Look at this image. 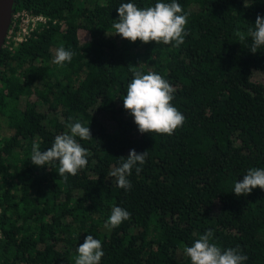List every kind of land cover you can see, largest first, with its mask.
<instances>
[{
    "label": "trees",
    "instance_id": "16d2710c",
    "mask_svg": "<svg viewBox=\"0 0 264 264\" xmlns=\"http://www.w3.org/2000/svg\"><path fill=\"white\" fill-rule=\"evenodd\" d=\"M129 2L158 0L12 2L47 22L0 49V264H74L87 235L102 242L100 264H191L184 249L208 230L245 264H264V190L232 193L264 168V80L251 79L264 78V47L252 54L247 35L264 0H177L188 14L178 47L115 35ZM60 45L75 53L62 68ZM129 65L175 88L185 123L172 135L141 134L124 109ZM77 120L90 127L92 140L77 138L90 156L65 182L58 163L32 164V145L47 150ZM132 149L148 157L126 191L109 173ZM113 207L131 218L108 228Z\"/></svg>",
    "mask_w": 264,
    "mask_h": 264
},
{
    "label": "clouds",
    "instance_id": "9594fccd",
    "mask_svg": "<svg viewBox=\"0 0 264 264\" xmlns=\"http://www.w3.org/2000/svg\"><path fill=\"white\" fill-rule=\"evenodd\" d=\"M118 20H113L114 34L130 42H149L172 44L178 47L184 43L188 14L177 0L164 2L158 0L154 6L138 7L135 3H122L117 8ZM241 41L245 34L237 33ZM251 37L250 52L255 54L264 47V17L257 15L254 30L249 29ZM75 53L60 45L56 51L53 63L64 67L70 63ZM141 65V64H140ZM133 79L127 86L123 98V107L134 118L138 131L172 135L176 129L185 123V116L173 105L175 88L160 74L149 71L147 74L129 65ZM70 121L72 118H69ZM69 131L55 136L47 150L41 151L38 144L32 145L30 160L35 166H45L58 163V175L67 181V175L75 176L88 164L90 152L81 146L79 140H92L89 126L80 120L67 125ZM148 150L137 153L129 151L127 158L121 157L120 166L115 167L109 176L115 178L117 187L130 190L132 185L128 177L133 169L139 174L146 163ZM139 165V166H137ZM264 190V168H250L241 181H236L234 191L237 197L250 194L253 189ZM131 218L124 208L113 207L106 227L116 228L122 222ZM213 232L205 231L192 244L185 247L184 252L190 258L191 264H245L248 257L239 246L222 249L212 242ZM74 264H100L104 251L102 242L92 235H87L84 242L76 248Z\"/></svg>",
    "mask_w": 264,
    "mask_h": 264
},
{
    "label": "built area",
    "instance_id": "2783aa9c",
    "mask_svg": "<svg viewBox=\"0 0 264 264\" xmlns=\"http://www.w3.org/2000/svg\"><path fill=\"white\" fill-rule=\"evenodd\" d=\"M46 22L47 18L44 16L32 15L25 10L12 13L2 46L25 40L34 29L46 25Z\"/></svg>",
    "mask_w": 264,
    "mask_h": 264
},
{
    "label": "water",
    "instance_id": "95a60500",
    "mask_svg": "<svg viewBox=\"0 0 264 264\" xmlns=\"http://www.w3.org/2000/svg\"><path fill=\"white\" fill-rule=\"evenodd\" d=\"M12 2L13 0H9L8 1V5H7V10H6V14H5V18L3 21V14H2V10L1 8L4 6V4H2V0H0V49L2 47L3 44V40H4V36H5V32L8 28L10 19H11V15H12ZM2 19V20H1Z\"/></svg>",
    "mask_w": 264,
    "mask_h": 264
},
{
    "label": "rangeland",
    "instance_id": "374dc122",
    "mask_svg": "<svg viewBox=\"0 0 264 264\" xmlns=\"http://www.w3.org/2000/svg\"><path fill=\"white\" fill-rule=\"evenodd\" d=\"M251 79L253 80H264V78L257 71H252Z\"/></svg>",
    "mask_w": 264,
    "mask_h": 264
},
{
    "label": "bare ground",
    "instance_id": "6f19581e",
    "mask_svg": "<svg viewBox=\"0 0 264 264\" xmlns=\"http://www.w3.org/2000/svg\"><path fill=\"white\" fill-rule=\"evenodd\" d=\"M8 1L9 0H2V4H4V6L1 8L2 10V14H3V21H4V18H5V14H6V10H7V5H8ZM2 20V19H1Z\"/></svg>",
    "mask_w": 264,
    "mask_h": 264
}]
</instances>
